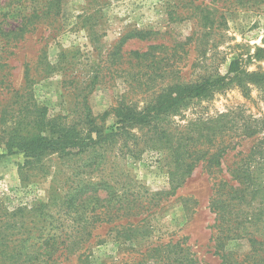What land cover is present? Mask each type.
Returning <instances> with one entry per match:
<instances>
[{"label": "rangeland", "instance_id": "1", "mask_svg": "<svg viewBox=\"0 0 264 264\" xmlns=\"http://www.w3.org/2000/svg\"><path fill=\"white\" fill-rule=\"evenodd\" d=\"M3 3L10 19L33 7ZM51 6L18 41L6 71L26 92L23 99L68 124L82 126L90 113L109 134L116 108L141 111L169 86L225 75L233 61L240 74H264V0H55ZM137 32L144 37H132ZM220 115L225 119L212 122ZM163 125L172 141L162 146L144 148L155 137L137 126L95 153L52 155L32 165L21 154L0 157V264H138L144 248L170 242L188 248L199 264H222L211 241L212 184L235 185L226 169L238 151L264 152V83H233L191 100ZM186 137L203 150H214L217 141L238 143L216 171L201 160L181 179L174 151L184 152ZM254 157L252 166L263 169L264 157ZM129 233L136 241H125ZM221 245L230 261L249 251L245 240Z\"/></svg>", "mask_w": 264, "mask_h": 264}, {"label": "trees", "instance_id": "2", "mask_svg": "<svg viewBox=\"0 0 264 264\" xmlns=\"http://www.w3.org/2000/svg\"><path fill=\"white\" fill-rule=\"evenodd\" d=\"M15 1L16 3L29 2L33 7L29 8L27 13L18 11L15 14L17 17L10 19L9 10L5 11L8 4H2L0 0V157L21 154L25 158L24 164L32 165L52 155L65 159L88 152L95 153L105 145L111 146L116 143V138L120 136L119 132L126 133L127 127L137 126L151 128L155 137L144 141V148L158 144L162 146L172 141L167 130L163 129L165 120L171 113L176 112L191 100L207 99L215 92L228 89L233 83L243 88L245 83L254 85L264 83V74H240L237 62L233 61L225 75H214L199 82L169 86L152 104L141 111L128 107L116 108L115 117L118 120L109 134H105L102 128L97 126L96 119L90 113L85 115L82 126L68 124L62 122L59 117L51 116L46 107L23 99L26 97V92L16 89L9 81L10 76L6 71L8 58L14 54L13 50L17 48L18 41L26 32L34 30L35 20L44 15H50L49 10L55 2V0ZM28 23L31 28L28 27ZM132 37L140 38L144 37V34L137 32ZM133 55L136 59L145 56L139 53H133ZM11 99H14L13 102ZM225 117L220 115L216 121L212 122H219ZM201 125L205 127L204 124ZM216 132L219 134L218 127ZM135 138L133 137L132 140L134 141ZM181 139L180 137V141ZM182 142H184L182 147L184 152L174 151V164L182 173L181 179L189 177L197 162L201 160L206 162L210 171H216L220 168L226 153L234 150L235 144L238 143L237 141L222 144V141H217L214 144V150L210 148L203 150L198 148V144L202 145L200 141L196 142L186 137ZM230 145H234L232 149H229ZM263 153L261 150L256 151L252 148L247 153L238 151L236 157L239 160L226 169L230 174L231 182L235 185L221 179L212 184L209 209L215 214L217 224L211 241L215 254L222 259V264H264V168L252 166L256 159L254 156L264 157ZM192 155L198 156L195 159L191 157ZM73 196H77L76 193ZM247 206H253L251 214H244ZM77 234L73 236L74 243ZM85 236L83 238H90L89 234ZM132 240L136 241V235L127 234L125 241ZM224 240H245L249 251L243 259L230 261L232 254L225 252L221 245ZM140 257L138 264H165V261L167 264H199L188 248L179 244L171 245V242L165 246L146 247Z\"/></svg>", "mask_w": 264, "mask_h": 264}]
</instances>
